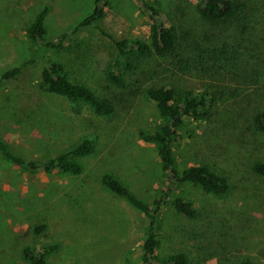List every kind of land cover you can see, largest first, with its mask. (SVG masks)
<instances>
[{
    "label": "rangeland",
    "instance_id": "1",
    "mask_svg": "<svg viewBox=\"0 0 264 264\" xmlns=\"http://www.w3.org/2000/svg\"><path fill=\"white\" fill-rule=\"evenodd\" d=\"M148 1L168 18L177 49L142 59L124 75L125 85L116 87L103 76L115 56L107 38L94 27L62 38L94 0H0V74L35 53L25 30L45 6L46 40L60 45L47 48L43 58L63 63L71 80L113 107L100 116L84 103L39 91V56L0 85V137L13 151L39 161L84 137L95 145L92 155L79 159L78 175L30 173L0 157V264H28L21 249L48 244L58 248L47 264H140L145 219L106 189L101 177L111 174L145 202L162 188L156 148L139 134L162 123L144 95L160 86L213 93L210 118L185 119L173 155L180 168L207 166L228 188L213 195L198 185L179 186L173 197L190 201L197 216L186 219L171 203L164 206L158 256L181 250L190 264L264 263V177L252 171L264 163V132L252 123L264 108V0H232L244 4L242 18L221 22L201 17L199 0ZM99 24L116 37L147 39V14L137 0H109Z\"/></svg>",
    "mask_w": 264,
    "mask_h": 264
},
{
    "label": "trees",
    "instance_id": "2",
    "mask_svg": "<svg viewBox=\"0 0 264 264\" xmlns=\"http://www.w3.org/2000/svg\"><path fill=\"white\" fill-rule=\"evenodd\" d=\"M137 1L147 14L149 24L147 39L116 37L100 26L99 23L105 15L109 0H94L91 11L62 37L68 38L82 28L94 27L99 34L107 38L114 46L115 56L106 63L103 76L108 83L116 87L125 85L124 75L133 71L142 59L152 55L162 57L172 54L178 45L177 37L165 14L150 4L148 0ZM243 10L244 4L240 1L199 0L197 3L198 13L209 22L239 20L242 18ZM47 11L45 6L40 9L25 30V36L32 44L35 53L27 61L4 70L0 74V85L15 78L25 64L34 62L38 56L43 58L47 48H56L60 45V42L54 43L46 40L45 17ZM178 62H180L179 59ZM36 88L41 92L63 97L70 103H84L96 115L107 116L113 110L109 100L99 97L86 85L71 80L63 63L46 57L43 58ZM144 95L155 104L162 117L160 125L139 133L145 142L153 144L156 148V156L162 166V188L151 202H145L109 173L102 175L101 183L113 194L121 196L145 219L146 232L141 242L140 264H190L187 254L181 250L164 257L158 256L157 227L160 212L168 203H171L175 211L186 219H194L197 216V210L190 201L181 197H173L174 191L179 186L198 185L203 192L213 195L223 194L227 191V182L223 176L211 171L205 165H190L180 168L173 155V147L181 137L178 129L183 121L187 118L196 122L208 120L212 114L215 96L208 90H175L170 86L147 88ZM252 123L257 131L264 132V108L253 115ZM94 152V143L84 137L65 151L59 152L49 159L32 161L13 151L9 144L0 137V157L13 166L30 173L62 172L78 175L82 171L79 159L92 155ZM252 171L264 177V163H255L252 166ZM43 227L44 225H40L34 231L40 232ZM57 248V244L24 246L21 249V256L28 264H47L46 257ZM241 264L259 263L245 260Z\"/></svg>",
    "mask_w": 264,
    "mask_h": 264
}]
</instances>
